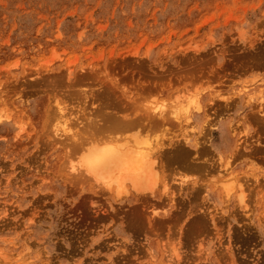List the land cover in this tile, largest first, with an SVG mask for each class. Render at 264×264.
<instances>
[{
	"label": "rangeland",
	"instance_id": "obj_1",
	"mask_svg": "<svg viewBox=\"0 0 264 264\" xmlns=\"http://www.w3.org/2000/svg\"><path fill=\"white\" fill-rule=\"evenodd\" d=\"M129 134L147 205L70 169ZM165 260L264 264V0H0V264Z\"/></svg>",
	"mask_w": 264,
	"mask_h": 264
},
{
	"label": "bare ground",
	"instance_id": "obj_2",
	"mask_svg": "<svg viewBox=\"0 0 264 264\" xmlns=\"http://www.w3.org/2000/svg\"><path fill=\"white\" fill-rule=\"evenodd\" d=\"M191 102L192 101H190L188 103V101H187L188 104L193 105L194 102H192V103ZM196 103H198V102L197 101L195 102V105L193 108L197 111L200 109V105L196 104ZM153 111H155V112L157 111L159 114H161V112L164 111V106L159 105L156 108H154ZM173 111L175 112L176 109ZM175 113H177V112H175ZM160 116H162V115H160ZM7 117H8L7 115L4 116V118H3L4 121L8 120ZM129 124L133 125L134 123H133V121H130ZM109 138L103 139V138H99V137H97V138L92 137V138H89V139L86 138L83 140H82V138H80L79 142L74 143L73 147H74V149L77 150L79 155H78V160L76 161L77 164L74 163L75 165L71 164V166H70V169L73 170L72 173H74L75 171H79V174L81 175V177H82V175L83 176H86V175L89 176V178H91L93 180V183L95 182L94 184L96 186L92 184L93 186H95V188L98 186L97 188H103L108 193H110V192L114 193L115 197H113V198H115V200H118V201L122 198L123 195H125V196H123V197H125V199L129 197V199L132 198L138 202L139 201L141 202L142 200H144L145 197L154 196L156 193V190H157V183H158V178H159L158 177V173H159L158 172L159 171L158 170L159 169V159L158 158L160 155L162 156V152L159 151V149H161L164 142L162 143L160 141H155V142L153 141L154 143H151L148 139L141 138L137 134L136 135H130V137L125 136V137H119V138H114V139H112V138L109 139ZM187 156H189V155H187ZM170 160H172V159H170ZM228 168H229V161L227 160V161H225V164L223 166V171H225L226 174H228V172H229ZM79 174H77V176L80 177ZM221 181L223 182L224 180L222 179ZM223 183H225V181ZM222 186L224 187L223 189L225 191L222 194L223 195L225 194V197H228L231 193L232 186L229 184H223L220 187L222 188ZM241 186H242V184H240V185L238 184L237 189L234 190V193H236L235 195H236L238 201H240L241 203L242 202L245 203V200L243 201L244 195H245L244 194L245 189L242 188ZM167 188H168V185L166 184V182L162 181L161 182V189H160L161 193L166 194ZM192 188H194V187L192 186ZM100 190H102V189H100ZM110 195H112V194H110ZM145 200H146V198H145ZM225 200H227V199H225ZM170 201H171V199H170ZM150 202L151 201L146 200V203H150ZM143 203L144 202L142 201V204ZM145 205H147V204H145ZM149 205L150 204H148V206ZM245 206H246V204L243 205V207H245ZM198 244H199V242H198ZM24 247H25V245H24ZM168 253H170V252H168ZM171 253H172V251H171ZM117 254H119V253H117ZM174 254H175V258L176 257L178 258L179 255H178V252H176V250L174 251ZM6 257H8V255ZM169 258H172V257L169 256ZM176 261H178V260H176ZM170 263L171 262H169V260L168 261L165 260V262H164V264H170ZM23 264H24V262H23Z\"/></svg>",
	"mask_w": 264,
	"mask_h": 264
}]
</instances>
